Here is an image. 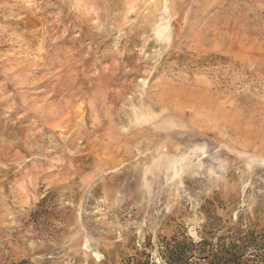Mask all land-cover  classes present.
<instances>
[{"label":"rangeland","instance_id":"1","mask_svg":"<svg viewBox=\"0 0 264 264\" xmlns=\"http://www.w3.org/2000/svg\"><path fill=\"white\" fill-rule=\"evenodd\" d=\"M183 239L264 264V0H0V264Z\"/></svg>","mask_w":264,"mask_h":264},{"label":"trees","instance_id":"2","mask_svg":"<svg viewBox=\"0 0 264 264\" xmlns=\"http://www.w3.org/2000/svg\"><path fill=\"white\" fill-rule=\"evenodd\" d=\"M205 240H178L166 244L165 254L159 264H252L253 257L244 256L242 251L232 246H222L207 253ZM196 256H198L196 258ZM123 264H152L148 259L128 258Z\"/></svg>","mask_w":264,"mask_h":264}]
</instances>
